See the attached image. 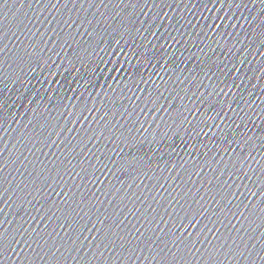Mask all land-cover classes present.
Returning <instances> with one entry per match:
<instances>
[{
    "label": "water",
    "instance_id": "95a60500",
    "mask_svg": "<svg viewBox=\"0 0 264 264\" xmlns=\"http://www.w3.org/2000/svg\"><path fill=\"white\" fill-rule=\"evenodd\" d=\"M0 264H264V0H0Z\"/></svg>",
    "mask_w": 264,
    "mask_h": 264
}]
</instances>
